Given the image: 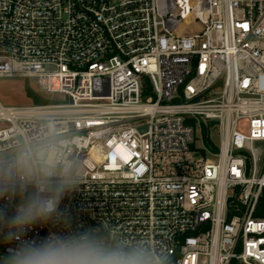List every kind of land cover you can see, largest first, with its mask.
<instances>
[{"label":"built area","instance_id":"obj_1","mask_svg":"<svg viewBox=\"0 0 264 264\" xmlns=\"http://www.w3.org/2000/svg\"><path fill=\"white\" fill-rule=\"evenodd\" d=\"M0 77L48 100L0 103V158L50 146L76 181L25 239L94 229L151 264H264V0H0Z\"/></svg>","mask_w":264,"mask_h":264},{"label":"clouds","instance_id":"obj_2","mask_svg":"<svg viewBox=\"0 0 264 264\" xmlns=\"http://www.w3.org/2000/svg\"><path fill=\"white\" fill-rule=\"evenodd\" d=\"M53 152L50 146L20 148L7 160L0 158V198L18 199L13 215L0 208V235L6 243L18 242L0 256V264H151L144 247L105 239L94 229L24 238L60 213L61 201L75 186L70 167L58 166Z\"/></svg>","mask_w":264,"mask_h":264},{"label":"rangeland","instance_id":"obj_3","mask_svg":"<svg viewBox=\"0 0 264 264\" xmlns=\"http://www.w3.org/2000/svg\"><path fill=\"white\" fill-rule=\"evenodd\" d=\"M26 85L34 91L36 94L44 97L38 92V86L36 84V79L34 78H22V77H0V103L7 107H24L35 104L32 99L27 95ZM45 98V97H44ZM247 126V122L242 123L240 128L243 131ZM198 129V128H197ZM197 141L194 145L195 150L202 154L201 150L198 148H203L204 144L203 139L207 140V131L203 130L201 133L197 130ZM210 138L212 143L219 147L220 144V135L217 130H212L210 132ZM207 157L215 159V155L212 152H205ZM6 255L0 250V256Z\"/></svg>","mask_w":264,"mask_h":264},{"label":"trees","instance_id":"obj_4","mask_svg":"<svg viewBox=\"0 0 264 264\" xmlns=\"http://www.w3.org/2000/svg\"><path fill=\"white\" fill-rule=\"evenodd\" d=\"M26 92H27V95L32 99V101L35 104L48 103L47 99H45L44 97H42V96L36 94L34 91H32V89L29 87V85H26ZM207 145L211 146L212 149L215 151L218 150V148L215 145H212V143L209 140H207ZM256 216L259 218H264V190H263V193H262L260 200H259V204H258V207L256 210Z\"/></svg>","mask_w":264,"mask_h":264},{"label":"snow or ice","instance_id":"obj_5","mask_svg":"<svg viewBox=\"0 0 264 264\" xmlns=\"http://www.w3.org/2000/svg\"><path fill=\"white\" fill-rule=\"evenodd\" d=\"M241 27H245V28H246V27H247V25H242Z\"/></svg>","mask_w":264,"mask_h":264},{"label":"water","instance_id":"obj_6","mask_svg":"<svg viewBox=\"0 0 264 264\" xmlns=\"http://www.w3.org/2000/svg\"><path fill=\"white\" fill-rule=\"evenodd\" d=\"M145 130V128H141V131H144Z\"/></svg>","mask_w":264,"mask_h":264}]
</instances>
